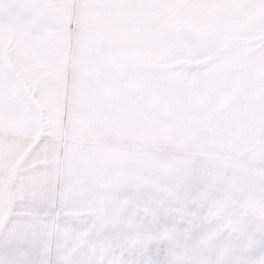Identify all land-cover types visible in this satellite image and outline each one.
<instances>
[{"label":"snow or ice","instance_id":"snow-or-ice-1","mask_svg":"<svg viewBox=\"0 0 264 264\" xmlns=\"http://www.w3.org/2000/svg\"><path fill=\"white\" fill-rule=\"evenodd\" d=\"M0 264H264V0H0Z\"/></svg>","mask_w":264,"mask_h":264}]
</instances>
